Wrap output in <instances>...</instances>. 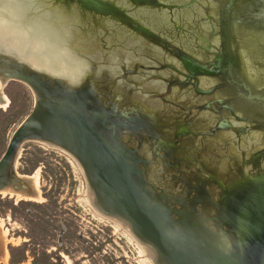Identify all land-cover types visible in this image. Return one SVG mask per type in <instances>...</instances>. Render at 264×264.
Returning <instances> with one entry per match:
<instances>
[{"label": "water", "instance_id": "95a60500", "mask_svg": "<svg viewBox=\"0 0 264 264\" xmlns=\"http://www.w3.org/2000/svg\"><path fill=\"white\" fill-rule=\"evenodd\" d=\"M50 1L73 22L87 68L70 83L0 49V75L35 92L0 157V189L22 182L20 145L47 140L78 160L97 207L126 220L156 264H264V85L229 43L234 22L264 26V0ZM142 9L163 18L152 25ZM184 23H207L216 48L205 36L199 57L171 40ZM172 112L183 118L169 122Z\"/></svg>", "mask_w": 264, "mask_h": 264}, {"label": "rangeland", "instance_id": "374dc122", "mask_svg": "<svg viewBox=\"0 0 264 264\" xmlns=\"http://www.w3.org/2000/svg\"><path fill=\"white\" fill-rule=\"evenodd\" d=\"M200 1L203 3V0ZM186 24L184 23L185 30L170 39L181 43L182 35L187 31ZM208 36V42H212L209 49L214 50L217 35ZM262 38L261 42L264 43ZM190 39L194 40L193 36ZM194 41V48L203 56L200 47L206 42L201 39ZM111 50L108 49L107 55L114 58V55H110ZM258 50L260 55L257 59L264 58L262 49ZM79 55L85 64L75 81L70 82L64 75L57 76H63L70 83L79 80L87 68L85 56L81 53ZM71 57L83 63L75 53ZM24 60L33 65L29 58ZM34 67L44 70L37 65ZM210 81L213 82L208 79L204 84H210ZM4 91L11 102L6 108L0 107V157L12 132L29 114L34 104L32 90L22 83L9 81ZM213 92L211 96L214 99L221 94L217 89ZM186 95L190 96L187 103L192 105L193 111L199 99L189 92ZM201 117L202 113H198L193 116V121L200 124ZM181 118L182 114L172 112L168 121L176 122ZM17 153L15 174L32 175L38 170L41 199H17L15 196L0 194V218L3 221L2 228L6 229L7 239V259L0 264H156L155 252L154 256L151 252L147 254L128 230L95 208L89 198L83 170L74 158L59 148L49 147L35 140L24 141ZM12 184L30 190L27 182Z\"/></svg>", "mask_w": 264, "mask_h": 264}, {"label": "bare ground", "instance_id": "6f19581e", "mask_svg": "<svg viewBox=\"0 0 264 264\" xmlns=\"http://www.w3.org/2000/svg\"><path fill=\"white\" fill-rule=\"evenodd\" d=\"M106 1L121 2L122 5L126 4V0ZM178 1L180 0H165V2H171L172 4H177ZM202 4L205 5L204 2ZM57 8L58 6L51 3L50 0L45 2L39 0H0V49L7 53L13 52L15 56L23 60L29 58L33 65L35 64L40 66L44 68V70L49 71L54 75L60 74L67 76L69 81L73 82L77 79V76L81 73L80 71L82 66L85 64L84 59L79 55V53L83 54L81 51L83 46L80 44L81 41L74 40V37H72L70 33L69 29L71 28V23L73 22L69 21L66 17H63L61 11H59L60 8ZM191 9L195 17H199L204 11V7L198 6L197 4H195V6ZM137 12L138 13L136 16L138 18L146 21L149 20L152 25L155 21L158 22L159 18H163V16L159 17L157 12L154 15L150 14L149 11L144 9L138 10ZM206 24L207 23H201L199 27H190L186 24L187 31L182 35L181 38L187 40L186 44H190V49H192V51L199 57L202 56V53L194 48L193 45L196 42L194 40L201 39L206 42L205 36L209 35V33H207L208 25L206 26ZM233 25L234 28L232 30V34L234 35V40L231 41L230 45L233 44V46H237L239 54L244 63L245 71L252 79V85L256 88H262L264 85V73L262 72V69L258 67L257 57L260 55L258 48H261L264 52V43H262L260 39L261 37L264 38V26H259L255 22L247 24L246 22H234ZM241 31L245 32L247 36L244 35L242 38ZM190 36H193L194 40H191ZM246 37L248 38L245 39ZM246 41H249V44L251 41L252 45L253 43L254 45L256 43V48L250 46V49H247L245 47ZM208 44L210 45L212 42H209ZM215 45H218V40L215 42ZM74 53L81 58L83 63L77 62L76 58L75 61L71 57L74 56ZM85 59L87 60V58ZM6 80L9 79L0 75V107L3 108L7 107L9 103L8 97L2 90ZM207 80L205 79L203 81L201 79L200 83L204 84V82ZM254 80L261 83L263 82V84H257V82ZM33 94V96H35V92H33ZM35 141L43 142L49 147L61 149L66 154L74 158L80 165L78 160L64 148L59 147L47 140L36 139ZM16 175L22 181L27 182L30 185V190L20 187L18 188L11 182L4 188L0 189V194L10 195L11 197L15 196L17 199H29L35 201L40 200L41 196L38 170H36L32 175H22L19 173H16ZM88 194L90 201L102 215L111 219V221L113 220L117 222L124 229L128 230L137 243H139L147 252V254L151 252L150 254L154 256V249L149 244L141 241L132 232L130 225L126 220L119 216L105 213L97 207L93 190L90 188L89 184ZM2 226L3 221L0 218V263L6 262L7 259V253L5 249V243L7 240L5 237L6 229H3Z\"/></svg>", "mask_w": 264, "mask_h": 264}, {"label": "flooded vegetation", "instance_id": "af4514ba", "mask_svg": "<svg viewBox=\"0 0 264 264\" xmlns=\"http://www.w3.org/2000/svg\"><path fill=\"white\" fill-rule=\"evenodd\" d=\"M2 76V75H1ZM9 81H17V82H19V83H22V84H24L22 81H19V80H15V79H9L8 81H6V83H5V85H4V87L7 85V83L9 82ZM25 85V84H24ZM4 87H3V91H4ZM28 87V86H27ZM29 88V87H28ZM4 93H5V91H4ZM6 94V93H5ZM7 96V95H6ZM8 97V96H7ZM8 99H9V97H8ZM11 101H10V99H9V103H10ZM8 106V105H7ZM3 108V107H2ZM6 108V107H5Z\"/></svg>", "mask_w": 264, "mask_h": 264}]
</instances>
